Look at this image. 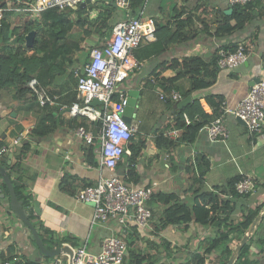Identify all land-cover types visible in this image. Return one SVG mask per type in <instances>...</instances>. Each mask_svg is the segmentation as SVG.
Listing matches in <instances>:
<instances>
[{
  "label": "crops",
  "instance_id": "crops-1",
  "mask_svg": "<svg viewBox=\"0 0 264 264\" xmlns=\"http://www.w3.org/2000/svg\"><path fill=\"white\" fill-rule=\"evenodd\" d=\"M137 1H132V13L138 14L144 9L147 14L155 15L162 23L169 24L171 29L175 27L173 9L172 14L166 16V10L159 1L154 3L149 12L147 11L149 0H143L134 6V2ZM196 1H199L198 12L202 10L201 3L208 6L211 11L209 14L203 13V16L207 17L206 20H196L200 28L205 27L207 23L208 32L199 29L194 37L178 40L161 51H158L161 45L154 43L158 40L156 35L152 40L144 41L135 50L136 57L144 63L143 67L134 72L122 86L129 90L139 89L137 105L139 102L141 104L139 113H136L137 105L134 111L136 120L133 118L134 114L131 118V122L137 125V131L129 143L132 153L123 155L119 166L117 165L119 171L117 167L113 170L100 165L98 140L87 143L84 139L74 136L76 127L81 124L88 129H96V125L86 117L71 116L58 104L41 106L31 91L26 98L17 99L13 96L12 89L0 90V141L4 143L3 146L10 145L13 138L27 132V136L22 138L19 144L12 146L7 153L9 159V153L13 152L12 166L7 171L11 181L16 183L24 194L32 196V201L27 204L24 202V207L45 246L48 249L61 248L60 253L56 255L45 254L26 224L0 201V264L11 260L14 255L19 257L16 264H51L58 257L68 262L71 258V249L85 246L93 253L100 252L107 236L121 232L132 234V237L139 239L144 237L147 239L146 242L147 237L155 238L152 234L156 225L155 219H151L152 229L137 227L131 220L129 230L126 231L114 219L93 221L94 205L78 199L79 191L84 186L94 185L102 177L118 175L122 178L130 169H134L135 173L129 175L126 182L135 186L154 187L153 197L148 204L158 213L165 205L163 199L166 194L174 192L180 199L191 202L196 187L214 191L217 184L221 185L230 177L243 174L254 176L258 189L248 199L243 197L235 199L232 218L237 220L247 207L256 208L264 202V171L261 170L264 164V132L249 131L247 125L237 120L236 115L227 113L224 114L225 123L231 116H235L236 122L244 125L249 135L244 137L236 126L230 129V136L226 141L213 142L209 139L205 126L193 139L185 140L182 136L184 129L176 126L177 109L181 107L171 99L164 100L160 97L161 91H167L163 87L165 82L160 83V79L177 74L173 68L162 70L163 65L178 59L182 61L190 55H201L210 60L220 45L235 48L243 43L249 56L246 62L234 69H220L216 82L211 87L192 93V99L200 97L204 109L209 107L210 110L205 109L206 112L212 113L215 104L218 105L221 98L226 101L228 107L236 108L249 93L251 82L262 76L264 0H253L250 3L252 16L243 28L222 36L210 35L219 22L220 16L216 11L225 12L234 5L230 0ZM108 2L113 7L117 6L114 1L99 2L97 6L91 4L81 6L88 10L86 14L88 19L94 20V23L90 21L87 24L90 29L87 36L91 35L89 43L86 44L88 47L103 44L112 34L115 25L111 23L112 15L108 11L100 15L93 10V7L97 8L101 3ZM184 6L178 8L185 9ZM185 10L189 12L188 9ZM35 16L29 13L20 14L15 23L23 25ZM166 17L168 18L164 22L163 19ZM105 19L112 29L102 34L99 27ZM22 27L21 31L25 28L24 25ZM69 40L72 43L73 39ZM84 65L85 62L72 65L74 77L65 74L57 86H46L52 93L58 95L62 102L71 103L78 97L77 73L83 70ZM207 96H210L212 103L208 102ZM153 99L156 102L153 103ZM35 128L38 130L37 133L32 131ZM234 135L235 143L232 144ZM26 140L31 141V149L27 154L16 156L14 151L18 152V147ZM91 150L95 152L94 157L90 154ZM250 155L252 158L247 160ZM232 161H237L232 170L233 174L225 173L226 180L223 181V175L218 170L222 171L227 163ZM201 173H204L203 183L197 180ZM6 191H10L8 184L5 186L0 184V195L5 196ZM34 200L40 202L41 213L35 210ZM170 226L171 229L168 226L159 233L166 237L172 246H177L176 250L180 253L177 264L184 263L190 251L194 252L206 236L214 234L211 225L203 226L196 222H191L188 229H184L183 225ZM262 228L264 230V226ZM260 234L263 233L260 231ZM238 243L234 239L231 247L235 248ZM259 252L260 247L253 243L251 253H257L259 264H264V254L262 251L260 254Z\"/></svg>",
  "mask_w": 264,
  "mask_h": 264
},
{
  "label": "trees",
  "instance_id": "trees-1",
  "mask_svg": "<svg viewBox=\"0 0 264 264\" xmlns=\"http://www.w3.org/2000/svg\"><path fill=\"white\" fill-rule=\"evenodd\" d=\"M9 1L11 2L9 3ZM34 1L0 0V8H12L5 9L0 18V90L4 88L12 89L14 91L13 96L17 99L26 98L30 93L31 89L28 86V81L31 77H37L45 85L55 86L58 85L59 80L65 74H71L74 77L71 69L72 65L86 62L93 48L92 46L83 45L82 39H79L81 35L77 36L75 33V28H88L87 24L91 21L86 15L88 10L81 8L80 5L60 10L57 8L47 9L37 14L34 19H29L26 23H23L25 28L21 31L23 25L15 23V20L18 15L28 14V12L15 8L26 7ZM141 1L143 2V0H138L137 3L134 2V6L141 3ZM250 3L235 4L231 14H227L223 10H217L216 12L220 16L219 22L215 30L210 32V35L222 36L243 28L252 16L249 9ZM109 5L113 7L111 3ZM93 6H97V4ZM199 8L198 5L197 9ZM173 12V17L176 19V25L173 29H170L169 24L162 23V20L156 17L158 40L154 43L161 45L158 51L168 48L169 45L176 43L178 40L190 38V36L194 37L199 29L209 31L207 23L205 27L201 28L196 24V20H206L203 14L201 19H197L195 13L190 12V10L188 12L184 8L174 7ZM184 14L186 15L184 16ZM92 22L94 23V21ZM105 28L107 30L104 31ZM110 29H112V26L109 25L107 19L103 20L99 31L105 34ZM32 30L36 31L35 40L32 46H28L26 36ZM84 32L90 33L88 29H85ZM72 37L74 39L71 43L69 39ZM217 58L218 53H215L210 60L201 55H190L182 61L180 59L169 61V64L163 65L162 70L173 68L177 71V74L173 77L161 78L160 83L165 82L163 87L167 91L172 87L180 89L184 97L192 95L196 90L207 89L216 82L218 77L220 68ZM206 99L212 103L210 96H207ZM222 101L224 100L221 98L218 105L215 104L212 113L205 111L200 97H195L186 106L177 109L176 126L184 129L183 138L185 140L193 139L202 128L220 115ZM185 115L190 118L189 123H187ZM32 131L38 132L36 128ZM3 144L0 141V148ZM30 149L31 141L26 140L18 147L19 151H14V153L20 157L22 154H27ZM90 154L94 157L95 152L91 150ZM0 165L6 170L12 166L8 163L7 154L0 155ZM134 173L135 170L130 169L122 179L126 181L127 177ZM203 175L204 173H201L199 178L197 177L199 183L204 182ZM241 177L242 175L230 177L225 183L217 184L214 191L196 187L191 202L180 199L174 192L166 194L163 199L165 205L160 213L152 209L156 224L153 227L152 234L155 238L147 237V251L143 253L136 247V237L129 234V237L125 238L128 243V251L122 264H157L161 259V254L151 253L148 250L153 245L163 246L168 252L166 258L171 259L173 264L176 249H173L172 243L159 232L170 225H183L184 229H188L191 222L203 226L211 225L214 234L206 236L204 241L199 244V249L193 254H189L185 258V262L181 264H227L234 249L231 247V243L234 242V239L237 241L242 239L248 227L264 206V202L256 208L249 206L239 219L232 218L231 214L235 199L240 197L248 199L251 196V193L240 194L236 190V182ZM0 184L1 186L6 185L1 172ZM13 184L18 198L24 200L26 204L32 201L30 194H24L16 183L13 182ZM5 194L11 201L10 191H6ZM9 210L12 211L11 208ZM136 226L138 227L137 224ZM263 226L264 218L241 249L234 264H259L258 254L251 253V246L255 243L260 247V252L262 251L264 254V234H260V229Z\"/></svg>",
  "mask_w": 264,
  "mask_h": 264
},
{
  "label": "built area",
  "instance_id": "built-area-1",
  "mask_svg": "<svg viewBox=\"0 0 264 264\" xmlns=\"http://www.w3.org/2000/svg\"><path fill=\"white\" fill-rule=\"evenodd\" d=\"M86 0H35L26 7L15 8L35 16L47 9L75 7ZM114 1L120 8L127 9L126 18L117 22L112 34L103 44L94 46L84 68L78 72L76 91L78 97L71 103H64L59 96L52 93L37 77H31L28 86L31 94L41 106L60 105L71 116L86 117L96 125L95 130L88 129L81 124L76 127L74 136L84 139L87 143L96 140L100 148V165L109 169H116L124 154H131L129 147L131 139L137 131V125L125 119L124 113L129 104L130 90L122 86L134 72L143 67V61L136 57L135 50L144 41L156 37V16L150 15L142 9L138 14L131 12L133 0H89L87 4L95 5L99 2ZM253 0H230L232 5L245 4ZM0 8V18L3 11ZM217 63L220 69H234L248 60L247 48L243 43L235 48L220 45L218 47ZM262 76L251 86L249 93L240 101L236 108L228 107L222 101L220 115L206 125L208 137L211 141H226L230 136V129L225 123L224 114L232 113L246 121L251 132H264V62ZM160 97L171 99L176 103L184 98L183 93L176 87L169 91H161ZM93 99L101 101L92 104ZM210 110L209 107L205 108ZM187 123L190 118L185 115ZM29 132V131H28ZM27 132L12 139L10 145L0 149V155L7 154L12 146L21 142ZM236 190L240 194L257 191V182L251 174H243L236 182ZM154 194V187L131 185L120 176L102 177L94 185L84 186L78 194L82 202L94 205L93 221L116 220L124 229L130 227L134 221L143 229H152L151 219L153 211L149 201ZM128 251L126 239L117 236H107L100 252L93 253L85 246L72 249L68 262L62 258H55L51 264H122ZM19 260L14 255L11 260L3 264H16Z\"/></svg>",
  "mask_w": 264,
  "mask_h": 264
},
{
  "label": "rangeland",
  "instance_id": "rangeland-1",
  "mask_svg": "<svg viewBox=\"0 0 264 264\" xmlns=\"http://www.w3.org/2000/svg\"><path fill=\"white\" fill-rule=\"evenodd\" d=\"M160 2L162 4V6L165 8V12H166V16L168 15H171L172 14V9L174 7H178V6H181V5H185V9H188L190 10V12H193L196 14V17L197 19H201V15L203 13H206V14H209L211 11L209 10V7L208 6H204L205 4L204 3H201V8L202 10H199L200 12H198L197 10V7L199 5V1H196V0H149L148 2V6H147V11H151L152 10V6L154 5L155 2ZM93 10H95L96 12H98L100 15L102 14H105L107 11L108 13H110L112 15V19H111V23L112 24H116L117 22L123 20L126 18V15L128 13L127 9H124V8H120L118 6H114V7H110L109 5V2L108 3H101L97 8L93 7ZM197 11V12H196ZM123 17V18H122ZM168 17L164 18L163 21L166 22V19ZM205 19H207V17H205ZM94 21V20H92ZM85 29H88V28H75V33L77 34V36L81 35V37L79 39H82V42L84 45L88 44L89 42V39H90V36H87V33L84 32ZM171 29V27H170ZM90 30V29H88ZM71 39H74V37H72ZM134 76V75H133ZM156 95V94H155ZM157 97V95H156ZM153 103L156 102L154 99L152 101ZM140 104L141 102H139V104L137 105V108H136V113L138 114L139 111H140ZM133 118L134 120H136V117H135V114L133 115ZM227 123V126L229 127V129H233V127H236L240 129V131L242 132V135L244 137H246L247 135H249V132L247 131L246 127L244 125H241L239 123L236 122L235 120V116H231L230 119H228L226 121ZM234 137L235 135L233 136V139H232V144L235 143L234 141ZM222 146H224V144H221ZM252 158V156L250 155L247 160H250ZM237 164V161L236 162H228L227 165L225 166V168L221 171V170H218V172H220L222 175H223V181L226 180V176H224V174H233L232 173V170L235 168V165ZM236 170V169H235ZM262 171H264V164L262 165V168H261ZM219 173V175H220ZM235 173V172H234ZM221 175V176H222ZM0 200L2 201V203L9 209L11 208V201L9 199L8 196H1L0 195ZM172 226H169V228L171 229ZM261 233L264 234V230L263 228L260 229ZM171 233V232H170ZM117 236H120L122 238H128L129 235L126 234V233H117ZM136 239V242H135V246L138 247L143 253H145L147 251V245L148 243L146 242L147 239H145L144 237L142 239H139V238H135ZM239 242V241H238ZM147 243V244H146ZM186 247H187V243H186ZM177 246H173V249H176ZM199 249V246L194 250L197 251ZM148 250H150L151 253H155V254H161L160 255V260L158 261L157 264H172V261L171 259L169 258H166V255H167V251L166 249H164L163 246L161 247H157L155 245H153L152 247L148 248ZM193 251L189 252V254H193L194 253ZM175 258H174V263L177 264L178 261H177V257L178 255H180L179 253V250H175ZM173 263V264H174ZM183 263V262H182Z\"/></svg>",
  "mask_w": 264,
  "mask_h": 264
},
{
  "label": "water",
  "instance_id": "water-1",
  "mask_svg": "<svg viewBox=\"0 0 264 264\" xmlns=\"http://www.w3.org/2000/svg\"><path fill=\"white\" fill-rule=\"evenodd\" d=\"M88 2H89V0H86V1L82 2L80 4V6L86 5ZM232 11H233V8H228L227 10H225V13L231 14ZM35 35H36L35 30L30 31L27 34L26 39H27V45L28 46L33 45L34 40H35ZM258 80H259V78H255L251 82V86L254 85V83L257 82ZM139 93H140L139 89H131L130 90L129 104L127 105L125 113H124L125 119L129 122L131 121L132 115L134 114V111H135V108H136V105L138 102ZM191 100H192V95H188V96L184 97L182 100H180L179 102H177L176 105L182 108ZM100 103H101V101H99L98 99H93V101H92V104H94V105L100 104ZM236 118L240 123H242L244 125L247 124L246 121L244 119H242L239 115L236 116ZM12 158H13V152L9 153V159H8L9 164L12 163ZM0 172L3 174L4 180L9 186V190L11 193V209L13 210L14 213H16L18 215V217L31 230V232H32L34 238L36 239L41 250L47 255H56L57 253H60L61 248L48 249L45 246V244L42 241V238L39 235V232H38L36 226L34 225L33 221L31 220V218L27 212V210L24 207V200L18 198V196L16 194V191L13 187V184H12V181H11V178H10L8 171L0 165ZM34 207H35V210L37 211V213H41L40 202L38 200H34ZM263 218H264V206H263V208L260 209L259 213L256 215V217L254 218V220L252 221V223L248 227L246 233L243 235L242 239L239 241V243L233 249V252H232L227 264H234L237 256L241 252V249L247 243L249 238L252 236L256 227L259 225V223L261 222V220ZM70 253L72 254V249L70 250Z\"/></svg>",
  "mask_w": 264,
  "mask_h": 264
}]
</instances>
